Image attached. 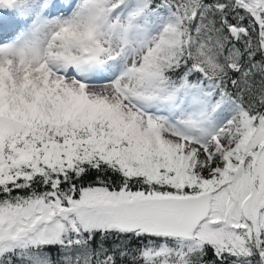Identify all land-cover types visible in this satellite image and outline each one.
I'll list each match as a JSON object with an SVG mask.
<instances>
[{"label":"snow or ice","instance_id":"1","mask_svg":"<svg viewBox=\"0 0 264 264\" xmlns=\"http://www.w3.org/2000/svg\"><path fill=\"white\" fill-rule=\"evenodd\" d=\"M0 264H264V0H0Z\"/></svg>","mask_w":264,"mask_h":264}]
</instances>
